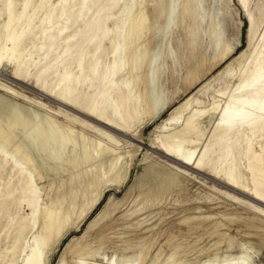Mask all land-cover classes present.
Segmentation results:
<instances>
[{
	"label": "rangeland",
	"instance_id": "1",
	"mask_svg": "<svg viewBox=\"0 0 264 264\" xmlns=\"http://www.w3.org/2000/svg\"><path fill=\"white\" fill-rule=\"evenodd\" d=\"M24 1L13 0L22 15L12 28L35 12L22 42V60L32 52L35 62L0 65V264L32 253L37 264H264V204L223 179L230 151L237 180L250 185L243 142L264 140V0H29L25 11ZM219 14L234 39L219 31ZM128 25L127 56L115 55ZM150 34L160 40L141 70ZM200 111L210 126L188 130ZM43 128L55 134L43 141ZM168 134L180 143L171 156L160 150ZM193 142L200 169L178 160ZM41 157L44 178L33 168ZM29 172L36 188L25 194ZM104 207L110 214L94 223ZM102 229L111 240L93 247ZM229 245L253 259L212 256Z\"/></svg>",
	"mask_w": 264,
	"mask_h": 264
},
{
	"label": "bare ground",
	"instance_id": "2",
	"mask_svg": "<svg viewBox=\"0 0 264 264\" xmlns=\"http://www.w3.org/2000/svg\"><path fill=\"white\" fill-rule=\"evenodd\" d=\"M28 3H29V0H25L23 3V9H21V10L26 9ZM217 3L219 5V0H217ZM1 10L5 11L7 13V20L2 24L3 31L0 35V65L7 66L9 63H15L18 66V68L25 67L26 71H28V69L30 67V63L35 62V58L37 55L34 56V54L32 52H29V54H28L29 58H25L24 60H22L23 50H24V49L22 50V45H23L22 42H23L24 38L27 37V35L31 34V32H32V20H33V16H34L35 12H33L32 14H29V15L25 14V16H27V15L28 16L25 17L24 22L22 21L20 29H19V31H17L16 29L12 28V23L16 20L17 17H20L21 12L17 13L15 11L13 0H3ZM260 14L261 13L256 14L255 18H252L251 24H252L253 29L256 28L258 26V23L260 22L261 15H262V14L261 15ZM21 15H22V13H21ZM146 19H148V20L150 19L149 15L146 16ZM217 27L223 35H231V33L228 31L229 28L227 29L225 26H223L222 20L220 19V14H219V18L217 21ZM231 29H233L234 32L237 31L235 26H232ZM152 35L153 34H150L148 36L147 40H145L143 43L140 44L139 49H138V54L141 57V64H140L141 70L144 69V67H145L146 57L149 56L152 52L153 42L155 41L158 43L160 40L158 38V35H153V36ZM231 36H233V39H234V35H231ZM235 36H236V34H235ZM253 38H254V36L251 35L250 41L253 40ZM131 40H132V33H131L130 26L128 25V30L123 33V37L121 38L120 42L116 45V50H115L114 54L115 55L120 54L121 56L126 57L128 51L130 49V45H128V43ZM230 46L232 47L233 44H231ZM255 51H256V48L253 46L252 52L249 55L250 58H251V56H253ZM79 70L81 71V74L84 73V69L82 67V60L79 62ZM116 72H117V70L115 68H113L112 77L116 76ZM66 75L62 76L61 82H62V80H64L67 77ZM153 82H155V81L153 80ZM142 92H143V106H144L145 112L147 113V112H149V110L151 108V100H150V95H149V81H148L147 76H145V75L143 76ZM227 103H229L232 108H239L238 106H236V103H240V102L238 100L234 101L232 96L229 95ZM187 104H188V102L185 103L184 105H181V106L177 107L176 109H174L173 110L174 116L167 118L165 120L166 123H169V122L177 119L178 114L181 113L182 109H184L187 106ZM221 112L222 111H220V113ZM237 114L239 116H243L244 111L241 110ZM209 119L210 118H209L208 113H203L200 111L199 113L193 115L191 117V120H189V121L193 122V126L189 127L188 130H190L191 128H194L196 130H205L209 124ZM54 134H55L54 132L48 131L46 128H43V134H42L41 139L44 141L46 139V136L52 137ZM194 134H196V133L194 132ZM196 136H197V134H196ZM167 138H168L167 143L162 144L160 150L162 151V153L165 156H171L172 152L177 148V146L180 143L179 142L176 143L174 141L173 135H171V134L170 135L168 134ZM190 138H192V137H190ZM196 147H197L196 142H193L191 144H185V151L178 157V160L180 162H182L184 165L186 164L188 166H191L193 169H200L203 166L204 156L203 155L193 156V152L196 149ZM16 150H17V148H16ZM6 154H7V152H6ZM242 154L244 156V168L248 172L249 177H250V185H243V184L241 185L239 183V181L237 180V178L235 176V172H234V158H233V155L230 151H226L225 155H224V157L227 159V166L223 172V179L225 180V182L228 186H230L234 189H240L242 192L250 195V197H252L254 200L264 204V140L262 142H258L257 146L255 147L253 141L250 138H246L243 142ZM26 163H27V161L23 157L19 160L18 169L20 171V174L22 173L23 165H26ZM38 163H39L38 166L33 167V168L35 169L37 174H39L42 178H44L43 171H45L46 173L49 172L48 171V169H49L48 164L49 163L43 157L40 158ZM158 174L159 173H158V171L156 172V169L153 170L151 168V170L149 171V175L151 177H153L155 179V181H157V177H159ZM146 182H144V183H146ZM161 186H162V184H161ZM35 188H36L35 187V175L32 172H29L28 175L25 177V181H24V185L22 187V190L25 194H27V193L32 194V192L35 190ZM155 188H157V186ZM146 190H148V189H146ZM152 190H154V188H152ZM105 210H106V208L104 207L96 215V217L94 218V223L99 221L101 218H105V216L110 214L109 211H105ZM90 226L91 225H89V227ZM252 226H254V225H252ZM105 229H102V231H100L98 233L96 239L94 238L95 240L93 242L91 241L94 244L93 247H103V246H104V248L107 247V244L111 240V238L109 236L110 234H109L108 230H105ZM247 248L248 247H246V246H239L236 249H234V248H231L229 245L228 248L224 250V252L218 253L219 252V250H218L217 252L213 253L212 256L216 258V257H220V256L226 257V256H230V255H235L236 257L241 258V259H245L246 257L253 259L252 255H250L247 252ZM252 249L254 250L255 255L259 258L258 249H255V248H252ZM85 250H87V249H85ZM91 254L92 253L90 251H86V253H85L86 256H88V255L91 256ZM37 261H38V257L34 253H32L28 256L27 260L25 261V264H37Z\"/></svg>",
	"mask_w": 264,
	"mask_h": 264
}]
</instances>
